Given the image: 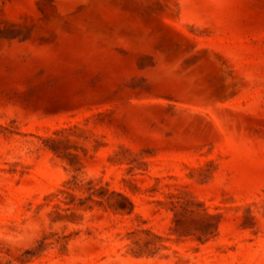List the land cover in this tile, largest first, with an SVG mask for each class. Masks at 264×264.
I'll return each mask as SVG.
<instances>
[{
	"label": "rangeland",
	"instance_id": "1",
	"mask_svg": "<svg viewBox=\"0 0 264 264\" xmlns=\"http://www.w3.org/2000/svg\"><path fill=\"white\" fill-rule=\"evenodd\" d=\"M0 264H264V0H0Z\"/></svg>",
	"mask_w": 264,
	"mask_h": 264
},
{
	"label": "trees",
	"instance_id": "2",
	"mask_svg": "<svg viewBox=\"0 0 264 264\" xmlns=\"http://www.w3.org/2000/svg\"><path fill=\"white\" fill-rule=\"evenodd\" d=\"M129 203H130V201H129Z\"/></svg>",
	"mask_w": 264,
	"mask_h": 264
}]
</instances>
